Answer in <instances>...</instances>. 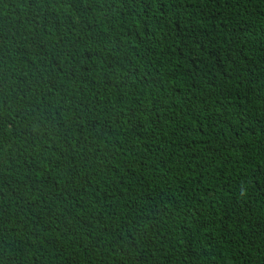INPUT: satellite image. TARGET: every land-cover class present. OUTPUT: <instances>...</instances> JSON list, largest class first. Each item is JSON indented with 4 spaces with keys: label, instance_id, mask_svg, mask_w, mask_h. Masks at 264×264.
Wrapping results in <instances>:
<instances>
[{
    "label": "trees",
    "instance_id": "trees-1",
    "mask_svg": "<svg viewBox=\"0 0 264 264\" xmlns=\"http://www.w3.org/2000/svg\"><path fill=\"white\" fill-rule=\"evenodd\" d=\"M0 264H264V0H0Z\"/></svg>",
    "mask_w": 264,
    "mask_h": 264
}]
</instances>
